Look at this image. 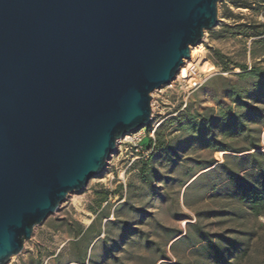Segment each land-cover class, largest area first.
Listing matches in <instances>:
<instances>
[{"label": "water", "instance_id": "water-1", "mask_svg": "<svg viewBox=\"0 0 264 264\" xmlns=\"http://www.w3.org/2000/svg\"><path fill=\"white\" fill-rule=\"evenodd\" d=\"M220 0H0V264L150 124Z\"/></svg>", "mask_w": 264, "mask_h": 264}, {"label": "rangeland", "instance_id": "rangeland-1", "mask_svg": "<svg viewBox=\"0 0 264 264\" xmlns=\"http://www.w3.org/2000/svg\"><path fill=\"white\" fill-rule=\"evenodd\" d=\"M235 2L217 3V25L179 70L187 79L192 66L190 78L151 93L150 124L129 135L139 132V145L116 144L103 172L68 194L7 264H217L215 251L226 264H264V211L254 216L244 197L250 187L264 191V99L254 94L239 108L224 93L238 65L252 64L250 40L224 27L264 23V9ZM227 107L243 117L223 137L214 117Z\"/></svg>", "mask_w": 264, "mask_h": 264}, {"label": "trees", "instance_id": "trees-1", "mask_svg": "<svg viewBox=\"0 0 264 264\" xmlns=\"http://www.w3.org/2000/svg\"><path fill=\"white\" fill-rule=\"evenodd\" d=\"M235 1L236 8L247 9L253 13L264 9V0ZM224 33L229 37L242 36L250 40L249 55L252 60L250 66L238 65L240 73L236 75L237 82L233 84L229 90L224 92L226 97L230 99L233 104L238 105L239 108L246 104L243 99H250L254 94L257 97L264 99V67L261 66V64H264V23L247 22L234 24L233 26L224 27ZM214 55L218 60L214 62L215 65L223 72H226L228 70L226 58L218 52H214ZM197 117H202V115H198ZM242 117V115L232 114L230 107H227L226 109L220 108L217 112V116L214 117V122L217 127L223 128L222 136L224 137L231 134V126L236 125L237 127H240ZM261 119L264 120V117H261ZM192 124L191 127L198 126L197 123ZM206 144L207 147L213 149L219 146L218 143L216 144L212 140L207 141ZM249 144L250 146H254L252 142ZM141 172L145 173V169L142 168ZM244 197L246 198L245 200L248 211L254 216H257L264 211V191L254 190L253 187H250L244 192ZM86 232L87 230L83 231L80 228L77 231V235L83 237ZM210 244L211 242L206 240V246ZM242 252V255H244L245 251ZM215 254H217V264H226L222 258L221 252L215 251Z\"/></svg>", "mask_w": 264, "mask_h": 264}, {"label": "built area", "instance_id": "built-area-1", "mask_svg": "<svg viewBox=\"0 0 264 264\" xmlns=\"http://www.w3.org/2000/svg\"><path fill=\"white\" fill-rule=\"evenodd\" d=\"M130 134L124 136L122 139L124 142H127V143H133L135 146H138L139 143L141 142V136H140V133H136V134H133L131 135V137H129ZM118 140L117 144L120 143V141L122 140Z\"/></svg>", "mask_w": 264, "mask_h": 264}, {"label": "bare ground", "instance_id": "bare-ground-1", "mask_svg": "<svg viewBox=\"0 0 264 264\" xmlns=\"http://www.w3.org/2000/svg\"><path fill=\"white\" fill-rule=\"evenodd\" d=\"M198 45H199V44H198ZM198 45L193 46V47H191L190 49H193V48L197 47ZM190 51H191V50H190ZM190 58H191V56H190V53H189V59H188V60H184V62H185V61H189ZM184 62H183V64H184ZM183 64H182V66H183ZM182 66H181V67H182ZM181 67H180V69H181ZM191 68H193V67L191 66V67L189 68V70L187 71V73H188V78H187V79L181 77V75L178 76L179 71H178L176 77L179 78V79H181V80L187 81V80L190 78V69H191ZM180 69H179V70H180ZM216 156H217V155H216ZM220 157H221V156H220Z\"/></svg>", "mask_w": 264, "mask_h": 264}]
</instances>
